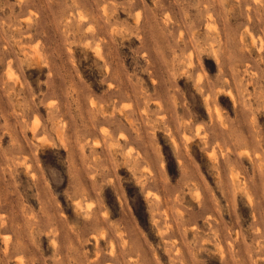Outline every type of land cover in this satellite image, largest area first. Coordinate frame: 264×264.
<instances>
[{"label":"rangeland","instance_id":"1","mask_svg":"<svg viewBox=\"0 0 264 264\" xmlns=\"http://www.w3.org/2000/svg\"><path fill=\"white\" fill-rule=\"evenodd\" d=\"M0 264H264V0H0Z\"/></svg>","mask_w":264,"mask_h":264}]
</instances>
